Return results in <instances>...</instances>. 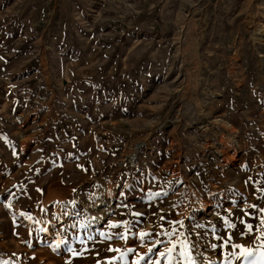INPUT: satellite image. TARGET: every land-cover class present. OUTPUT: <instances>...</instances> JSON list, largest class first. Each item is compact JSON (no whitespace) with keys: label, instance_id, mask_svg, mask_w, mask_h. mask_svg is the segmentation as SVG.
<instances>
[{"label":"rangeland","instance_id":"rangeland-1","mask_svg":"<svg viewBox=\"0 0 264 264\" xmlns=\"http://www.w3.org/2000/svg\"><path fill=\"white\" fill-rule=\"evenodd\" d=\"M262 234L264 0H0V264H258Z\"/></svg>","mask_w":264,"mask_h":264},{"label":"snow or ice","instance_id":"snow-or-ice-1","mask_svg":"<svg viewBox=\"0 0 264 264\" xmlns=\"http://www.w3.org/2000/svg\"><path fill=\"white\" fill-rule=\"evenodd\" d=\"M115 226V225H113ZM233 226V225H230ZM249 231H251L252 226L248 225ZM149 235V233H140L141 238H143L144 236ZM264 235V234H262ZM123 238V237H120ZM163 241H156V243L153 245V248L156 247V245L162 244ZM180 244V252L178 253L180 258H183L184 260V264H196L194 258L191 255V252L193 250V248L195 247V245H189L188 240L185 238L184 240L179 241ZM213 247H216V245H213ZM232 247L236 248V249H241V251L237 254H233L234 256H236L237 259H243V261L245 262V264H257V261L254 259V249H249L248 247H246L245 245L242 244H234L232 245ZM153 248H149V252L153 253L154 255L156 253L153 252ZM128 251H134L133 249H129ZM176 251V244H173L172 247L170 248H165L164 251H159L158 255L161 258H165L168 260L169 264H172L173 261L176 262V264H180V260L177 259V256L173 255V253ZM141 259H144V257H141ZM147 264V262H146ZM151 264H160V260H155L152 261ZM258 264H264V254L261 255L260 260L258 262Z\"/></svg>","mask_w":264,"mask_h":264}]
</instances>
